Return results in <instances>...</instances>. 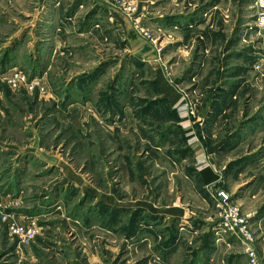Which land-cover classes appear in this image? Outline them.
Instances as JSON below:
<instances>
[{"label":"rangeland","instance_id":"1","mask_svg":"<svg viewBox=\"0 0 264 264\" xmlns=\"http://www.w3.org/2000/svg\"><path fill=\"white\" fill-rule=\"evenodd\" d=\"M10 59L0 264H264V0H0Z\"/></svg>","mask_w":264,"mask_h":264},{"label":"built area","instance_id":"2","mask_svg":"<svg viewBox=\"0 0 264 264\" xmlns=\"http://www.w3.org/2000/svg\"><path fill=\"white\" fill-rule=\"evenodd\" d=\"M9 88L12 91L28 90L30 92H45V86L38 82V79L30 80L28 75L18 69L0 70V91ZM216 200L218 209H221L219 228L225 233H229L239 240L247 237L246 220L241 217L238 210L228 208L230 200L226 193H221ZM10 230L13 234L27 240L23 244L27 245L36 237L35 228L22 229L15 224L11 225ZM250 258L249 264H257L255 252L250 249L245 252Z\"/></svg>","mask_w":264,"mask_h":264},{"label":"trees","instance_id":"3","mask_svg":"<svg viewBox=\"0 0 264 264\" xmlns=\"http://www.w3.org/2000/svg\"><path fill=\"white\" fill-rule=\"evenodd\" d=\"M3 70H4V68H3ZM199 177L201 178L202 183L204 184V186H209V185H211V184L216 183L217 181H219V176H217L216 174H214V172L210 168L204 169L199 174Z\"/></svg>","mask_w":264,"mask_h":264},{"label":"crops","instance_id":"4","mask_svg":"<svg viewBox=\"0 0 264 264\" xmlns=\"http://www.w3.org/2000/svg\"><path fill=\"white\" fill-rule=\"evenodd\" d=\"M98 16H99V14H98ZM108 20H109V19H108ZM18 38H19V37H18ZM10 42H12V40H11ZM8 46H9V45H8ZM8 46H7V47H8ZM14 51H15V50H14ZM12 56H13V55H12ZM13 57H14V56H13ZM14 58H15V57H14ZM13 60H14V59H10L9 63H10L11 68H10V66H8V67H7L8 69H15V68H16V67H12V65H16L15 62H14ZM189 130H190V128H189ZM189 130H188V131H189ZM202 160H203V159H202ZM200 165H201V164H200ZM206 168H208V167H206ZM206 168H204V169H206ZM204 169L201 170L200 167H198V168H197V172L200 174ZM214 174H215V173H214ZM217 182H218V181H217ZM217 182H216V183H217ZM213 184H215V183H213ZM211 185H212V184H211Z\"/></svg>","mask_w":264,"mask_h":264}]
</instances>
